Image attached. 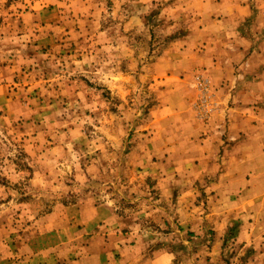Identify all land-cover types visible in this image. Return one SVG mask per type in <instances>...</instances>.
Returning a JSON list of instances; mask_svg holds the SVG:
<instances>
[{
	"label": "rangeland",
	"instance_id": "374dc122",
	"mask_svg": "<svg viewBox=\"0 0 264 264\" xmlns=\"http://www.w3.org/2000/svg\"><path fill=\"white\" fill-rule=\"evenodd\" d=\"M176 2L0 0V258L8 245L6 264L30 263L29 242L44 232L49 214L99 204L113 207L109 223L136 229L148 253L162 245L176 250L173 264H256L254 244L233 237H221L223 250L203 249L202 234L188 229L192 223L181 214L209 211L208 177L192 179L185 192L166 191L160 147L150 152L146 144L150 132L179 133L181 120L160 105L180 94L181 107L186 95L187 110L201 119L193 84L204 71L177 73V42L191 16Z\"/></svg>",
	"mask_w": 264,
	"mask_h": 264
},
{
	"label": "crops",
	"instance_id": "0c3cea01",
	"mask_svg": "<svg viewBox=\"0 0 264 264\" xmlns=\"http://www.w3.org/2000/svg\"><path fill=\"white\" fill-rule=\"evenodd\" d=\"M180 3L184 7L178 9L191 17L188 33L177 42V73L210 75L218 109L203 123L187 110L186 95L181 107L180 94L171 105H160L181 120L179 133L174 128L150 132L146 144L150 152L160 147L166 191L185 192L192 179L208 177L209 211L181 214L192 223L188 229L202 234L203 249L223 250L221 237H233L244 246L254 244L255 262L264 264V0H177L174 5ZM72 209L46 216L44 232L29 242L27 264H173L177 257L166 245L148 253L150 246L139 242L136 229L109 223L115 212L108 204ZM207 232L212 240L204 238ZM4 249L0 264L8 263V245Z\"/></svg>",
	"mask_w": 264,
	"mask_h": 264
},
{
	"label": "built area",
	"instance_id": "2783aa9c",
	"mask_svg": "<svg viewBox=\"0 0 264 264\" xmlns=\"http://www.w3.org/2000/svg\"><path fill=\"white\" fill-rule=\"evenodd\" d=\"M193 86L198 94L196 102L198 116L209 121L218 109L217 88L204 72L196 74Z\"/></svg>",
	"mask_w": 264,
	"mask_h": 264
}]
</instances>
